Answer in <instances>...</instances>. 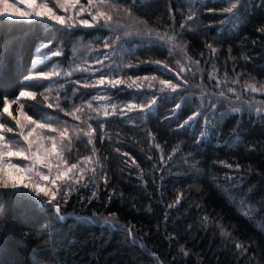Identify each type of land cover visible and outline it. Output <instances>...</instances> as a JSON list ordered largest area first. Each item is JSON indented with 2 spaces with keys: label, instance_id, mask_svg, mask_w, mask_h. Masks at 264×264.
<instances>
[{
  "label": "trees",
  "instance_id": "16d2710c",
  "mask_svg": "<svg viewBox=\"0 0 264 264\" xmlns=\"http://www.w3.org/2000/svg\"><path fill=\"white\" fill-rule=\"evenodd\" d=\"M107 1L95 26L0 17V129L75 127L95 160L58 212L0 185V264H264V0Z\"/></svg>",
  "mask_w": 264,
  "mask_h": 264
},
{
  "label": "rangeland",
  "instance_id": "374dc122",
  "mask_svg": "<svg viewBox=\"0 0 264 264\" xmlns=\"http://www.w3.org/2000/svg\"><path fill=\"white\" fill-rule=\"evenodd\" d=\"M109 2L107 0H93L92 4L89 5L88 0H36L38 10L43 9L50 14L61 17L65 21L64 24H60L58 21L50 19L49 15H33L29 17L0 15V17L24 21L37 19L57 23L63 26H70L75 23L76 25L84 26L82 21L88 20L89 24L95 26L104 23L100 20L104 17L103 14L108 15L110 11L115 8ZM2 3L3 0H0V4ZM9 3L13 4L14 7L21 11H31V9L23 4L21 0H9ZM93 16H98V19L94 20ZM88 47V43L78 42V45H76V48L81 50L80 53L86 51ZM69 71L71 72L72 70ZM55 73V75H58L61 72L57 71ZM148 84L149 81L147 82V85ZM60 100V98H56L55 102L58 104ZM16 102H20V100H17ZM81 112H84L89 118L87 121L91 122L101 111L97 108L84 107L81 109ZM73 114L75 115V113ZM23 117L24 116L22 115L19 117L23 124H21V131L26 135L29 132L32 133V136L30 137L32 142L31 148H25V146L20 144L19 147H15L14 143L11 142V139L9 138L8 132L6 130L3 132L0 129V136L3 137V139L0 140V173L8 179L7 188L25 189L26 191L39 196L46 203L55 207V209L57 204L60 208L67 201L68 195L73 192L72 188H75L76 185L84 182L86 176L85 173L88 171V168L93 169L95 160L91 156L87 160L85 159V156L81 155L84 153L81 148L77 146V128L65 125L64 127H59V130H66V137L64 139H61L58 131H56L47 137V141L45 140L43 145H37L35 148H32L36 142L34 140L37 133L36 127L34 125L29 126V121L24 120ZM50 137L55 138L56 153H54L48 159V163L45 164L40 157L43 156L46 149H51L52 140ZM18 153H23V155H19ZM73 164H75L77 168L69 171ZM57 173H61V175L57 176ZM45 176H48L49 178L56 177L54 184H49L47 180L43 179ZM13 181L16 182V187L12 186ZM24 183L29 184L30 187H23L22 184ZM0 185L5 187L3 184ZM41 188L46 191H52L54 188L55 191L52 196H46L44 192L39 191Z\"/></svg>",
  "mask_w": 264,
  "mask_h": 264
},
{
  "label": "snow or ice",
  "instance_id": "6c2138e0",
  "mask_svg": "<svg viewBox=\"0 0 264 264\" xmlns=\"http://www.w3.org/2000/svg\"><path fill=\"white\" fill-rule=\"evenodd\" d=\"M21 2L23 4H25L26 6H28L31 9V11H21L18 8L14 7L13 4L9 3V0H3V3L0 4V15H8V16H12V17H29V16H33V15H35V16L49 15L50 19L56 20L60 24H64L65 23V21L59 16H56L54 14H50L48 11L43 10V9H39L38 10V5L36 3V0H21ZM88 2H89V5H91L93 0H88ZM103 15H104L105 21H109V20L112 19V17L107 15V14H103ZM93 19L94 20L98 19V16H93ZM82 24L84 26H90L88 20H83ZM110 44H111V41H108L105 44V47H108ZM45 47H47L46 44H45ZM30 78H32V77H30ZM123 83H124V81L119 80V79H116V80L109 79V80L106 81V79H105V77L103 75H101L100 79L98 80V84L99 85H102V86L110 85L113 88H117V86H119V85H121ZM161 83L162 84H168V81H161ZM169 86L170 87H175V86L170 85V84H169ZM34 95H35V93L26 92V91H23V90L19 94L20 97L34 96ZM9 105H10V101L5 99L4 100V111L5 112H8ZM105 115H107V113H105ZM23 119L24 120H28L31 124H34L36 126V128H38V129H44L46 127V125L37 123L35 120H32L28 116H24ZM188 119H192V117H189ZM17 124L21 125V121L17 120ZM9 131H11V129H9ZM52 131L53 132L59 131V136H60L61 139H64L66 137V130H63V129H60V130L52 129ZM31 136H32L31 132H29L27 135L24 136V139L26 141H28V143H29V148H31V145H32V142L30 140ZM2 139H3V137L0 136V140H2ZM50 139L52 140L51 149H46L44 151L43 156L40 157L41 160L45 164H47L48 163V159L54 153H56V141H55V138L54 137H50ZM18 154L19 155H23V153H18ZM10 155H11V153H10ZM76 168H77V166L75 164H73V165H71V169H69V171H71L73 169H76ZM59 175H61V173H57V176H59ZM43 179L47 180V182L49 184H54V181H55L56 177L49 178L48 176H45ZM0 184H3L5 187H7V185H8V179L2 173H0ZM12 186L16 187V182L15 181H13V185ZM22 186L23 187H27V188L30 187V185L27 184V183L22 184ZM39 191L44 192V194L46 196H52L54 191H55V189L53 188L52 191H46L45 189L41 188V189H39ZM53 199H54V196H53ZM56 210H57V212L59 211V205L58 204L56 205Z\"/></svg>",
  "mask_w": 264,
  "mask_h": 264
},
{
  "label": "bare ground",
  "instance_id": "6f19581e",
  "mask_svg": "<svg viewBox=\"0 0 264 264\" xmlns=\"http://www.w3.org/2000/svg\"><path fill=\"white\" fill-rule=\"evenodd\" d=\"M133 16V15H132ZM25 190V189H24Z\"/></svg>",
  "mask_w": 264,
  "mask_h": 264
}]
</instances>
